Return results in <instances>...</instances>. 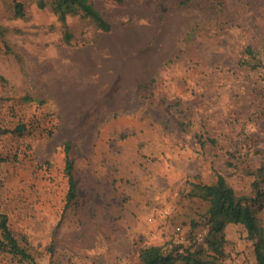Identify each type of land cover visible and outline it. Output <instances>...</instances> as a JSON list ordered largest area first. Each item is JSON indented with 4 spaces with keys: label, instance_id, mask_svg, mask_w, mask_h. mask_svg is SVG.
<instances>
[{
    "label": "rangeland",
    "instance_id": "obj_1",
    "mask_svg": "<svg viewBox=\"0 0 264 264\" xmlns=\"http://www.w3.org/2000/svg\"><path fill=\"white\" fill-rule=\"evenodd\" d=\"M183 1L91 0L103 32L0 0V213L36 264H138L146 246L211 254L207 203L189 192L218 174L264 226L252 186L264 195V69L239 63L247 45L264 49V0ZM223 233L220 264H255L243 226ZM0 264L27 263L0 251Z\"/></svg>",
    "mask_w": 264,
    "mask_h": 264
},
{
    "label": "trees",
    "instance_id": "obj_2",
    "mask_svg": "<svg viewBox=\"0 0 264 264\" xmlns=\"http://www.w3.org/2000/svg\"><path fill=\"white\" fill-rule=\"evenodd\" d=\"M121 1V0H118ZM190 0H185L184 3ZM39 9L48 7L56 16L60 24L65 27L67 16L79 15L89 19L97 29L107 32L110 24L104 20L101 14L94 8L91 0H36ZM16 14L22 16V5L15 6ZM64 39H69V34L63 33ZM262 50V51H261ZM241 66L264 69V49L247 45L239 61ZM8 131H3L6 133ZM11 132L22 134L25 126L17 125ZM214 145V140H209ZM71 143L63 144L64 166L63 174L67 180L66 204H70L77 197V186L73 174L74 160L70 156ZM261 180H264V165L258 169ZM256 190L257 199H263L264 195L259 191V182L252 185ZM190 189L191 197L199 198L207 203V223L209 224V238L207 250L199 249L194 252L177 253L166 252L160 246H146L138 251V264H220L224 256L223 245L225 243L223 230L227 224H239L246 231L247 238L252 242L255 264H264V226H262L252 207V199L237 196L222 175H216L210 184L194 183ZM255 200V199H254ZM0 251L9 253L27 264H36L31 247L20 245L18 239L8 226L7 217L0 213Z\"/></svg>",
    "mask_w": 264,
    "mask_h": 264
}]
</instances>
